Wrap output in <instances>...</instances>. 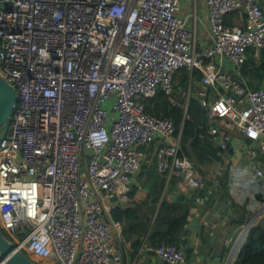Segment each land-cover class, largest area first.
Instances as JSON below:
<instances>
[{
  "label": "built area",
  "instance_id": "built-area-1",
  "mask_svg": "<svg viewBox=\"0 0 264 264\" xmlns=\"http://www.w3.org/2000/svg\"><path fill=\"white\" fill-rule=\"evenodd\" d=\"M180 4L0 0V75L18 93L0 134V230L36 263L122 264L112 213L130 201L140 147L162 144L157 171L167 182L202 187L182 152V126L176 133L147 115L145 98L162 91L185 121L195 97L206 109L204 134L221 152L233 142L219 131L226 121L250 142L241 146L247 157L264 154V86L237 78L248 52L258 58L264 49V0H204V35L178 16ZM239 11L247 27L225 23ZM180 69L184 88L174 79ZM148 250L166 264L186 261L175 244Z\"/></svg>",
  "mask_w": 264,
  "mask_h": 264
},
{
  "label": "crops",
  "instance_id": "crops-1",
  "mask_svg": "<svg viewBox=\"0 0 264 264\" xmlns=\"http://www.w3.org/2000/svg\"><path fill=\"white\" fill-rule=\"evenodd\" d=\"M177 14L187 19L191 28L198 25L204 35V0H181ZM231 24L247 27L244 12L235 13ZM219 131L233 136L231 149L221 152L216 147L220 160L198 170L204 182L197 191L185 189L174 179L167 182L157 171L155 157L146 156L145 151L151 147L140 148L145 156L131 176L130 201L118 207L123 222L115 245L121 250L122 264H133L137 259L142 264H166L148 250L157 241L153 234H163L171 220L184 216L187 220L180 235V249L186 254L184 264L235 263L251 228L264 217V154L247 157L241 146L250 142L226 121H221ZM258 169L263 177L257 176ZM215 181L217 186L213 188ZM210 190H214L212 194ZM241 218H245L243 224L231 223ZM217 253L220 259L216 261Z\"/></svg>",
  "mask_w": 264,
  "mask_h": 264
},
{
  "label": "trees",
  "instance_id": "trees-1",
  "mask_svg": "<svg viewBox=\"0 0 264 264\" xmlns=\"http://www.w3.org/2000/svg\"><path fill=\"white\" fill-rule=\"evenodd\" d=\"M233 15L235 14L225 17L226 24L232 25ZM192 78L194 82H198L201 75L198 71H195ZM237 78L240 83H246V86L251 89L264 86V49L258 58L253 56L252 51L248 52L247 59L240 68ZM174 79L178 80V87L184 88L188 81L187 71L185 69L178 70L175 73ZM141 103L147 115L171 121L176 133L179 132L182 126L181 141L183 155L193 163L197 170L201 169V166L206 163L220 160V157L217 155L218 149L213 138L207 137L204 134L203 127L196 126L192 120L183 121V110L179 106L171 104L162 91L153 97L145 98ZM161 146L162 144L156 142L148 147H143H151V150L145 151L146 156L155 157L156 159V151ZM121 215L122 211L118 208L112 213L115 220L123 222ZM186 220L187 218L185 216L173 219L167 224V230L163 234L154 233L153 239H157V241L153 247L160 244H175L180 247V235L186 224ZM244 222L245 218L233 219L231 221L232 224L237 226ZM234 264H264V217L255 227L251 228L247 242Z\"/></svg>",
  "mask_w": 264,
  "mask_h": 264
},
{
  "label": "water",
  "instance_id": "water-1",
  "mask_svg": "<svg viewBox=\"0 0 264 264\" xmlns=\"http://www.w3.org/2000/svg\"><path fill=\"white\" fill-rule=\"evenodd\" d=\"M18 93L14 85L9 83L0 75V133L17 104ZM190 117L193 123L202 127L206 124V109L200 105L197 98L191 97L189 101ZM224 207V213L226 211ZM220 259L219 253L216 254V261ZM0 260L5 264H38L22 251L17 250L15 245L10 242L0 230ZM215 261V262H216Z\"/></svg>",
  "mask_w": 264,
  "mask_h": 264
},
{
  "label": "rangeland",
  "instance_id": "rangeland-1",
  "mask_svg": "<svg viewBox=\"0 0 264 264\" xmlns=\"http://www.w3.org/2000/svg\"><path fill=\"white\" fill-rule=\"evenodd\" d=\"M5 129H6V125L3 127V129L1 130V133L0 134H2L5 131Z\"/></svg>",
  "mask_w": 264,
  "mask_h": 264
}]
</instances>
